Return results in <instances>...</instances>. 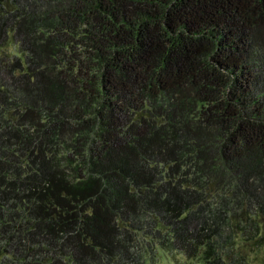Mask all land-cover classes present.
<instances>
[{"label":"trees","instance_id":"obj_1","mask_svg":"<svg viewBox=\"0 0 264 264\" xmlns=\"http://www.w3.org/2000/svg\"><path fill=\"white\" fill-rule=\"evenodd\" d=\"M263 246L264 0H0V264Z\"/></svg>","mask_w":264,"mask_h":264},{"label":"rangeland","instance_id":"obj_2","mask_svg":"<svg viewBox=\"0 0 264 264\" xmlns=\"http://www.w3.org/2000/svg\"><path fill=\"white\" fill-rule=\"evenodd\" d=\"M153 257L156 259L154 264H200L196 259L191 260L185 255L173 256L167 249H159ZM247 264H264V246L249 257Z\"/></svg>","mask_w":264,"mask_h":264}]
</instances>
